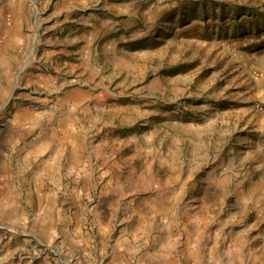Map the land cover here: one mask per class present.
I'll return each mask as SVG.
<instances>
[{
    "label": "rangeland",
    "instance_id": "rangeland-1",
    "mask_svg": "<svg viewBox=\"0 0 264 264\" xmlns=\"http://www.w3.org/2000/svg\"><path fill=\"white\" fill-rule=\"evenodd\" d=\"M0 264H264V0H0Z\"/></svg>",
    "mask_w": 264,
    "mask_h": 264
},
{
    "label": "crops",
    "instance_id": "crops-1",
    "mask_svg": "<svg viewBox=\"0 0 264 264\" xmlns=\"http://www.w3.org/2000/svg\"><path fill=\"white\" fill-rule=\"evenodd\" d=\"M116 8H115V10L118 12V13H120L122 16L123 15H126L127 16V14H128V8H129V4L127 3V1H125V2H122V3H117V4H115L114 5ZM121 16V17H122ZM120 20V18H117V19H115V20H103L102 21V24L103 25H106V24H109V23H111V25L112 26H114V25H116V24H118L116 21H119ZM82 63H83V61H81Z\"/></svg>",
    "mask_w": 264,
    "mask_h": 264
}]
</instances>
